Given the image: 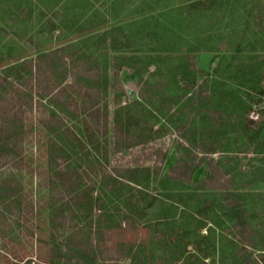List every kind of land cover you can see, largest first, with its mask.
<instances>
[{
  "label": "rangeland",
  "instance_id": "1",
  "mask_svg": "<svg viewBox=\"0 0 264 264\" xmlns=\"http://www.w3.org/2000/svg\"><path fill=\"white\" fill-rule=\"evenodd\" d=\"M9 44L22 47L33 58L38 49L49 51L44 60H38L41 68L54 64L60 72L65 70L62 66L69 63L83 69L82 74L77 73V80L101 92L100 112L108 113L109 134L103 133L98 138L102 147L113 137L114 113L120 115V130L129 137L132 146L126 151L111 153L110 159L106 152L96 154L99 157L95 155L93 160L101 158L100 170L103 167L124 169L125 163L135 165L146 161V165L153 168L154 179H158L179 157L176 152L179 135L185 141L192 137L193 120L196 126L204 121L211 123L212 129L224 126L226 123L219 124L213 114L219 117L228 113L225 101L218 100L217 95V98L211 96L216 89V76L222 77L223 85H218L227 90L231 98L238 96L245 99L246 104L256 103L254 110L264 107V0H0V48ZM17 50L14 47V51ZM242 65L250 68L245 70ZM252 69L255 71L249 73ZM65 73L56 79L73 82L72 71L66 78ZM26 79L15 78L13 85L26 86ZM202 79L206 82L199 86ZM80 85L67 93V97L73 95L78 104L82 99ZM191 88L199 93L187 94L186 90ZM88 93L94 92L89 90ZM35 100L33 108L28 105L25 108L26 121L39 116L38 95ZM170 115L176 118L175 123L169 119ZM57 116L52 120L42 116L46 127L41 129L44 137L50 132L52 137L56 136L58 126L54 121L63 118L64 125L72 123L63 113ZM26 129L29 138L25 144H29L31 150L37 145L35 139L39 131L29 124ZM232 142L230 140V145H235ZM195 143L202 145L200 140ZM135 155L139 160H132ZM153 160H156L154 166ZM207 163L203 161L202 165ZM219 166L223 168L222 179L230 175L234 187L241 186L243 192L253 189V194H257L254 189L262 191L249 196L254 206L249 218L252 227L245 231L255 243L245 240L240 228L222 222L209 238L215 242V247L207 239H201V250L191 244L189 249L193 254H184L175 264H264V145L251 144L245 152L225 157ZM222 179L204 180L198 185L218 186ZM153 187L155 183L151 188L155 192ZM201 191H207L212 213L223 218L224 207H231L237 201L231 188L229 194L210 190L217 193L223 208L215 201L214 194H208L209 189L201 188ZM44 197L48 195L45 193ZM187 212L184 223L191 217V212ZM164 227L161 225L162 231ZM145 231L143 227L134 229L131 247L142 251L145 246L141 238ZM206 232L204 227L201 233ZM124 240L120 235L109 238L105 246L101 245L104 253L100 257L107 264H130L129 255L118 259L115 252L107 250L110 246L125 251ZM159 252L160 249L156 253ZM207 252H213L214 257H205ZM147 255L140 253L137 264H168L159 262L158 255L148 261Z\"/></svg>",
  "mask_w": 264,
  "mask_h": 264
},
{
  "label": "trees",
  "instance_id": "2",
  "mask_svg": "<svg viewBox=\"0 0 264 264\" xmlns=\"http://www.w3.org/2000/svg\"><path fill=\"white\" fill-rule=\"evenodd\" d=\"M5 46L0 48V264H107L100 257L104 253L101 245L105 246L109 238L119 235L125 237V251L107 248L115 252L118 259L129 255L130 264H137L140 253L144 252L148 254V261L158 255L159 262L175 264L184 254L192 253L191 244L201 250V239H207L215 247V242L209 238L222 222L240 228L245 240L254 241L245 231L252 227L249 218L254 206L249 196L262 191L254 189L257 194H253V189L243 192L241 186L234 187L230 175L222 179L223 168L219 163L230 154L245 152L251 144L264 145V107L254 110L256 103L246 104V100L238 96L237 99L231 98L228 91L218 85H223L222 77L216 76V89L211 96L217 98V95L218 100L225 101L228 113L219 117L215 112L213 114L219 124L226 123L225 127L212 129L211 123L206 121L196 126L193 120L192 137L185 141L179 135L176 144L179 157L158 175V179H154L153 168L146 165V161L135 165L125 163L124 169L107 170L103 167L100 170L101 158L93 160L96 154L106 152L110 159L111 153L126 151L132 146L129 137L120 130V115L114 113L113 137L102 147L98 138L103 133L109 134L108 113L100 112L101 92L89 89L77 80V73L82 74L83 69L74 68L69 63L62 66L65 70L60 72L54 64L41 68L38 60H44L49 51L38 49L36 58H33L22 47ZM14 47L18 50L14 51ZM65 71L64 78L72 71L73 82L56 79ZM254 71L252 69L249 73ZM23 77L27 78L26 86L19 83L15 87V78L21 81ZM205 82L202 79L199 86ZM79 85L81 104L73 95L67 97L69 91L73 92L70 89ZM192 88L186 90L187 94L199 93ZM89 90L94 93H88ZM36 95L41 105L39 116L26 121L25 108L27 105L33 108ZM60 113L69 117L72 123L64 125L66 120L63 118L54 121L58 126L56 136L52 137L47 129L49 136L44 137L41 129L46 127L42 116L52 120ZM169 119L176 122L174 115ZM28 124L39 131L35 139L37 145L31 150L29 144H25L29 138ZM195 140H200L202 145H197ZM230 140L235 145H230ZM211 153L221 156L215 157ZM164 155L167 157L165 150ZM196 157L200 159L196 161ZM133 159L139 160V156L135 155ZM203 161L208 163L203 166ZM215 179L216 182L222 179V184L198 185L204 180L213 182ZM153 183L155 192L151 190ZM201 188L209 189L208 194H214L215 201L222 208L215 191L229 194L231 188L237 201L231 207H224L225 212L221 213L224 218L214 215L207 191H201ZM45 193L48 195L46 199ZM187 211L191 212V217H187L184 223L182 220L189 213ZM161 225H165L163 231ZM136 227L146 229L141 244L148 251L145 247L142 251L131 247ZM204 227L206 234L201 233ZM46 248L49 250L44 251ZM158 249L160 252L156 253ZM211 256L213 252L205 253V257Z\"/></svg>",
  "mask_w": 264,
  "mask_h": 264
}]
</instances>
